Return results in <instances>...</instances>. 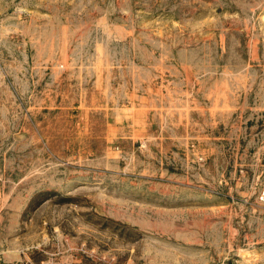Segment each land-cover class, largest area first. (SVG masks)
<instances>
[{"label":"rangeland","instance_id":"rangeland-1","mask_svg":"<svg viewBox=\"0 0 264 264\" xmlns=\"http://www.w3.org/2000/svg\"><path fill=\"white\" fill-rule=\"evenodd\" d=\"M0 264H264V0H0Z\"/></svg>","mask_w":264,"mask_h":264}]
</instances>
